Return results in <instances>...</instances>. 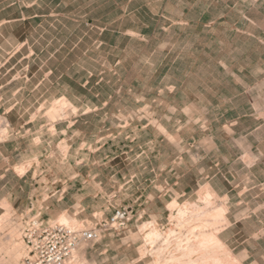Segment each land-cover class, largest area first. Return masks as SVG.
I'll use <instances>...</instances> for the list:
<instances>
[{"label":"rangeland","instance_id":"374dc122","mask_svg":"<svg viewBox=\"0 0 264 264\" xmlns=\"http://www.w3.org/2000/svg\"><path fill=\"white\" fill-rule=\"evenodd\" d=\"M233 4L217 2L214 17L166 20L118 17L121 10L114 16V5L97 11L90 0H0V85L21 77L38 83L36 97L0 89V144L7 141L16 175L37 168L22 179L27 195L31 181L39 183L38 206L23 210L13 200L21 195L11 193L18 177L0 176V238L6 247L0 264H7L17 241L21 250L10 264L22 263L27 249L21 231L35 212L43 222L64 214L68 224L92 226L129 206L139 210L136 226L102 227L97 241L75 247L79 261L72 258L71 264H117L118 255L123 264H178L169 262L175 241L193 237L199 226L209 230L222 223L218 237L228 254L209 258L263 264L257 259L262 246L255 243L264 228V0L227 10ZM255 26L254 41L236 31ZM19 107L30 110L23 114ZM77 173L78 181L98 173V194L82 199L57 190ZM131 173H140L137 188L118 191L121 176ZM52 183L54 190L44 192ZM194 210L205 213L196 219ZM152 230L159 232L154 241Z\"/></svg>","mask_w":264,"mask_h":264},{"label":"crops","instance_id":"0c3cea01","mask_svg":"<svg viewBox=\"0 0 264 264\" xmlns=\"http://www.w3.org/2000/svg\"><path fill=\"white\" fill-rule=\"evenodd\" d=\"M123 1L124 5L119 6L120 0H90V9H96L97 11L103 10L105 8L104 3H109L114 5L113 8L110 10L111 13H113L114 16H116L117 12H119V10H121L123 13L118 15V17H128V18H147V19H177V18H184V17H194V18H202V17H214L215 16V10H216V6H217V2H234L235 4H233L232 6L227 7V10L229 11H235L238 4L236 3H248L250 2H254L255 0H121ZM257 2V1H256ZM95 4V5H93ZM86 7V6H84ZM111 7L108 5V8ZM83 7H80V9H82ZM107 8V6H106ZM76 10L79 9V6H76L75 8ZM242 11V10H240ZM211 12V13H210ZM112 16V14H111ZM241 16L245 17V18H251L249 17V15L245 16L244 12H241ZM264 19V16H263ZM104 28H102L103 30ZM163 30H169V27H162ZM237 32H239L240 34H244L247 36L248 40L250 41H254L257 40L258 38L254 37L255 32L258 31V28L253 27L252 29L248 30H236ZM131 32H135L133 30H131ZM254 38V39H253ZM259 50H264V25H259ZM8 60H6L5 62H7ZM18 61V60H17ZM5 64V63H3ZM259 73H264V55L261 56V54L259 55ZM24 77H21V79H6L4 81V83L2 85H0V89L5 90V91H9L11 92V94L15 97H23L25 92H33V96H38L37 94H34V91H36V89H38V83L36 85L33 84V82H31L30 84L28 83L29 80H23ZM88 80L87 78H84V82L86 83ZM262 82H264V78H262ZM172 92V91H171ZM259 97L264 99V90L259 92ZM16 107V105L11 106L7 111L6 114H9V112H11L12 110H14ZM19 112L21 111L23 114H26L29 112L30 107L27 108H23V107H19ZM264 112V102L261 104L259 103V113ZM25 124V122H24ZM148 126V125H147ZM7 127L10 131H13V128H11V124H7ZM264 127V121L262 124H259V130L262 129ZM262 131V130H261ZM260 133V131H259ZM7 141H3V144H0V176L4 177L6 175H15L18 177V181L20 182V184H15L14 186L11 188V193H15V194H19L21 195V197L16 196L13 200L15 202H18V207L20 209H25L26 207H28L29 205H31L32 207H34V205L38 206V196L34 197V193L39 195V183L38 182H34L31 181V192H30V196L27 195L28 192L26 191L25 188L26 187V183L23 179L24 175L27 172H32V177L33 174L35 173V171L37 170V168H35V166H31L28 167L23 173L20 174H15L13 171V167L15 165H17V162H12L10 161L11 158V154L12 152L8 153V148L9 145L8 143H6ZM38 145V144H37ZM104 145V143H101L99 146L96 147V150H100V148H102V146ZM14 150V149H13ZM38 157V154H37ZM6 160V161H4ZM179 160H181V157H179ZM82 162V161H81ZM34 165V163H33ZM78 176L79 174H71L69 175L68 178H65L61 184L58 185V189H61V193L66 194L69 191L71 192H75L80 193L81 195L83 194V196L81 197L86 198L88 196V193L91 192L94 195L98 194V189L97 187L101 186V180H99L98 177V173L96 174H90L87 173L85 175V178H88V181L86 179H81L78 181ZM117 174L114 173L111 175V178L116 177ZM122 181L123 183L118 187V191H120L125 185L128 186H134L137 188V183L139 182V177H140V173H131L130 175H128L127 179L125 175H122ZM126 179V180H125ZM8 184V182H6ZM6 184V185H7ZM88 184V185H86ZM140 184V183H139ZM35 185V186H34ZM54 184L52 183L51 186H47L44 187V192H51V190L55 188V186H53ZM97 185V187H96ZM174 185H177V182L174 183ZM78 186H80V188H78ZM86 187V190L82 191V188ZM89 186L94 187L95 189H89ZM88 188V189H87ZM69 189V191H68ZM136 193V191L134 190L133 194ZM85 194V195H84ZM86 196V197H84ZM141 196V195H140ZM140 196H137L136 199L134 200V203L138 200V198ZM141 204V203H140ZM137 204V205H140ZM52 205V204H51ZM86 208L88 206H85ZM85 207L82 208L81 211H83L85 209ZM130 207V220L127 223V227L128 228H133L136 226L137 222L140 220V215L138 214V211L134 206H129ZM65 210H71V205L67 206V208ZM125 233V232H124ZM257 234V241H256V245L259 247V245L262 246V250L259 252V254L257 255V259H259L260 261H262V263L264 264V228H261V230H257L256 232ZM128 237V236H125ZM119 241L121 243H123V239L120 238ZM246 252V256H250V252L245 249ZM119 258L118 263L117 264H123L124 261V257L122 255H118L117 256Z\"/></svg>","mask_w":264,"mask_h":264},{"label":"built area","instance_id":"2783aa9c","mask_svg":"<svg viewBox=\"0 0 264 264\" xmlns=\"http://www.w3.org/2000/svg\"><path fill=\"white\" fill-rule=\"evenodd\" d=\"M130 217V209L118 208L108 221L87 226L83 222H43L40 212H35L26 218L21 231L27 249L21 264H64L71 261L72 252L79 243L97 241L102 227L116 231L124 229Z\"/></svg>","mask_w":264,"mask_h":264},{"label":"bare ground","instance_id":"6f19581e","mask_svg":"<svg viewBox=\"0 0 264 264\" xmlns=\"http://www.w3.org/2000/svg\"><path fill=\"white\" fill-rule=\"evenodd\" d=\"M64 102H65V99H60L59 100V103L61 105ZM222 209H224V208H221V210ZM196 210H199V207ZM216 211H218V210L216 209ZM206 212H208V211H206ZM222 212H223V210H222ZM180 213H178V214H180ZM200 213H201V211H195L194 210L192 215L194 216V218L197 219L198 217L200 218L201 217L200 215L204 214L205 212L202 213V214H200ZM221 213H219V214H221ZM178 214H177V216H178ZM182 214H184V213L182 212ZM217 216H218V214L216 212V217ZM178 217H180V216H178ZM181 218H178V219H181ZM69 219L70 218H67L63 214V215H60L58 221L65 222V223L67 222L68 223ZM70 221H72V220H70ZM223 221H224V218H221V222H223ZM181 222H183L182 219H181ZM71 224H72V222H71ZM215 224H216V222H215ZM212 225H214V224H212ZM222 226H225V224H223V223L221 225L216 224V225H214V227L212 226L209 230H206V229L202 228L203 226H199L200 227V228L198 227L199 230L197 232H195L194 235H192L193 237L188 236L186 238L185 237L182 238V240L180 239V241L177 240L178 242L175 241L176 246H175V248L173 249V251L169 255V262L177 261L178 264H211V261H212V264H217L215 262V260H212V259L209 258L213 253L219 252L223 256H226L228 254L227 253L228 249L226 248V246L222 242V240L218 237V234L223 229ZM2 228H3V226L0 223V231H1ZM149 234H150V240H152V241H154L159 236V232L157 230H152V232L149 233ZM2 241H4L3 237L0 238V249L1 250L6 248L4 242H2ZM18 246H20V242L17 241L16 243H13L12 248H15V250L13 252L9 253L8 259H4L5 263L10 264L17 258V256L19 255V251L21 250V246L20 247H18ZM80 246H81V248L84 247L83 245H80ZM75 249L72 252L73 262H75L78 259V258L76 259V255H75L76 254V250ZM161 249H162L161 247H157V250H156L157 257H160L162 255L161 254ZM81 250H83V249H80V251ZM74 251H75V253H74ZM80 251H78V253ZM161 258L162 257H160V259ZM177 259H179V261ZM158 260H159V258H157V261ZM78 261H76V262H78ZM71 263H72V260L71 261H66L65 264H71ZM75 264H77V263H75Z\"/></svg>","mask_w":264,"mask_h":264}]
</instances>
